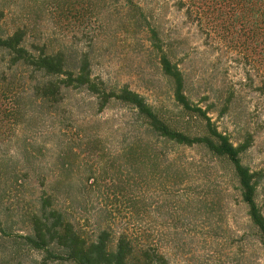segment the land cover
<instances>
[{"label": "rangeland", "instance_id": "374dc122", "mask_svg": "<svg viewBox=\"0 0 264 264\" xmlns=\"http://www.w3.org/2000/svg\"><path fill=\"white\" fill-rule=\"evenodd\" d=\"M136 2L144 13L131 0H0V29H24L31 50H61L74 61L88 53L96 79L109 88L128 84L165 118L181 120L148 32L155 28L183 70L190 98L211 108L235 143L251 138L242 160L261 172L257 199L264 212V49L203 30L174 0ZM31 76V68L12 65L0 52V221L8 232L0 231V264H41L40 252L21 250L13 238L28 230L45 188L59 204L72 205L87 232L107 223L143 232L171 264H264V246L226 163L153 138L182 171L176 182H166L163 167L132 168L119 151L146 132L130 106L112 101L100 110L85 88L65 90L61 102L50 103L34 95Z\"/></svg>", "mask_w": 264, "mask_h": 264}, {"label": "trees", "instance_id": "16d2710c", "mask_svg": "<svg viewBox=\"0 0 264 264\" xmlns=\"http://www.w3.org/2000/svg\"><path fill=\"white\" fill-rule=\"evenodd\" d=\"M133 1L132 7L144 13L143 6ZM174 3L203 30L214 35L223 32L234 43L245 37L251 44L257 43L255 48L264 49V0H174ZM148 32L153 45L159 49L162 71L171 80L174 100L182 109L181 120L165 118L128 84L109 88L104 80L96 79L88 53L74 61L61 50L50 52L44 47L31 50L26 44V31L22 28L11 33L0 29V52L9 55L12 65L31 68L33 93L47 102L57 104L63 100L65 90L85 88L95 95L100 110L112 101L130 106L146 132L139 140L134 136L132 142L119 151L124 162L132 168L140 165L154 172L163 167L166 182H176L172 177H179L182 171L173 168L175 158L170 159L168 152H158L153 138L160 139L162 144L202 149L226 163L236 179L241 200L247 206L258 239L264 246V212L257 199L261 172L252 170L242 160L244 152L251 146V138L246 136L237 144L227 132L219 129L209 114L211 108L204 109L188 95L186 76L160 44L157 30L150 28ZM260 90L264 93V77ZM164 156L167 167L162 161ZM94 182L96 185L98 179L95 178ZM90 185L93 186V182ZM71 206L59 204L53 189L42 190L36 209L29 218L28 230L15 235V244L21 250L40 252L41 264L50 261H69L72 264H171L159 243L143 238V232L137 234L126 228L115 230L108 223L96 224L91 233L87 232L79 218L73 216ZM0 231L8 233L1 221Z\"/></svg>", "mask_w": 264, "mask_h": 264}]
</instances>
